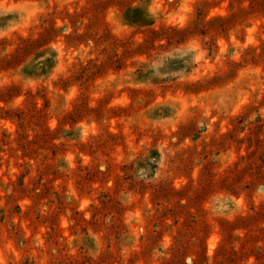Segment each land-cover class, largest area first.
<instances>
[{
    "label": "rangeland",
    "instance_id": "rangeland-1",
    "mask_svg": "<svg viewBox=\"0 0 264 264\" xmlns=\"http://www.w3.org/2000/svg\"><path fill=\"white\" fill-rule=\"evenodd\" d=\"M0 264H264V0H0Z\"/></svg>",
    "mask_w": 264,
    "mask_h": 264
}]
</instances>
